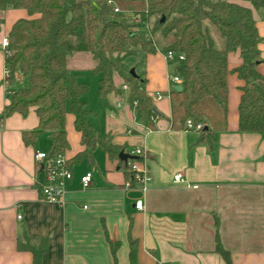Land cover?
<instances>
[{
    "label": "crops",
    "instance_id": "0c3cea01",
    "mask_svg": "<svg viewBox=\"0 0 264 264\" xmlns=\"http://www.w3.org/2000/svg\"><path fill=\"white\" fill-rule=\"evenodd\" d=\"M6 14L0 28V113L8 104L2 41L15 20L28 17L18 9ZM252 16L263 61L256 70L264 74V11L252 9ZM91 61L84 67L92 69ZM240 62L239 50L227 54L226 129L216 132L211 144L199 140V131L171 127L170 65L160 48L142 54L141 70L136 73L141 78L139 89L151 99L145 117L137 116L136 99L123 101L121 91L99 98L92 108L85 101L89 123L100 136L109 137L118 153L143 150V156L129 161L139 163L150 175L145 191L137 185L125 186L128 162L110 159L100 147L90 159L74 160L85 147L74 116L67 112V148L62 155L72 178L65 185L62 205L46 202L40 193L43 174L34 154L48 152L49 132H40L33 144H25L22 133L38 124L33 108L25 116L13 113L4 118L0 123V264H32L31 252L17 248L26 237L45 240L40 264H130V239L136 241L134 264H225L215 251L217 240L228 251L231 264H264V133L238 130L244 83L232 70ZM67 68L83 69L76 64L70 68L68 59ZM23 83L17 75L15 86ZM115 84L119 89L123 85L118 78ZM88 171L91 184L83 188L79 180ZM176 173L182 174L183 182H172ZM137 201L141 209L135 208Z\"/></svg>",
    "mask_w": 264,
    "mask_h": 264
},
{
    "label": "trees",
    "instance_id": "16d2710c",
    "mask_svg": "<svg viewBox=\"0 0 264 264\" xmlns=\"http://www.w3.org/2000/svg\"><path fill=\"white\" fill-rule=\"evenodd\" d=\"M240 1L250 7L231 0H146L115 3L120 12L114 13L107 0H0V28L6 9H23L28 15L15 20L6 36L4 82L8 104L0 113V123L13 113L25 116L33 108L38 124L22 133L23 142L33 144L38 133L49 132L51 144L46 159L52 161L67 148L65 115L70 112L85 147L74 160L90 159L96 147L110 159H117V148L109 137L100 136L89 123L84 100L88 85L79 79V72L67 68V59L73 53L89 54L91 70L99 76L98 96L105 99L110 93H119L115 84L118 78L128 86V99H136L137 116L143 118L151 109V99L139 89L141 78L129 73L125 58L155 51L154 42L146 37L148 27L151 34L160 31L170 36L160 52L176 55L167 61L173 65L182 87L180 91L171 87L169 93L171 127L184 128L187 119L203 123L198 130L199 140L209 144L216 132L226 129L227 54L239 50L241 62L232 70L244 83L238 105V130L264 133V74L256 70L263 61L252 16V9H264V0ZM127 13L141 14V21H130ZM152 17L150 28L147 24ZM215 33L223 41V48L217 47ZM17 75L24 79L22 85L15 86ZM128 161L120 163L127 165ZM127 171L131 180L128 165ZM129 244L130 264H134L136 241L130 239ZM17 248L31 252L32 264H40L46 242L26 237ZM215 251L225 264H231L228 251L218 240Z\"/></svg>",
    "mask_w": 264,
    "mask_h": 264
},
{
    "label": "built area",
    "instance_id": "2783aa9c",
    "mask_svg": "<svg viewBox=\"0 0 264 264\" xmlns=\"http://www.w3.org/2000/svg\"><path fill=\"white\" fill-rule=\"evenodd\" d=\"M146 2V0H141ZM107 5L112 9L114 13H119L120 9L118 6L111 0H107ZM130 21L140 22L141 14H128ZM148 25V24H147ZM151 38V37H150ZM7 45L6 38L2 41L3 48ZM175 54L171 51H168L164 54L166 61H172L175 58ZM179 59H182V55H178ZM7 73V72H6ZM169 83L173 87L174 85H180V78L177 75H172L168 77ZM123 90L127 89V85L123 84ZM162 95L160 93L156 94V99H160ZM133 105H136V101H133ZM203 123H193L190 119L185 121L184 129L185 130H201L203 128ZM131 155L133 156H143V150L139 147L135 148ZM35 164L38 169L43 174V183L40 186V193L42 198L52 204L62 205L65 200V185L72 178V172L69 168L67 160L64 159L62 154H57L52 161L46 159V153L35 152L34 154ZM129 171L131 173V180L125 182V186H132L131 182H134V185H137L142 191L146 190V185L150 181L151 177L143 166H140L139 163L135 161H128ZM91 171H88L80 177V184L83 188H87L91 184ZM173 183L183 182L182 174L176 173L172 177ZM135 208L141 209V201L135 202ZM17 218H20V215H17Z\"/></svg>",
    "mask_w": 264,
    "mask_h": 264
},
{
    "label": "rangeland",
    "instance_id": "374dc122",
    "mask_svg": "<svg viewBox=\"0 0 264 264\" xmlns=\"http://www.w3.org/2000/svg\"><path fill=\"white\" fill-rule=\"evenodd\" d=\"M114 3H130V2H138V3H142L141 0H111ZM16 9H6L3 12V17L6 18V13L7 11H13ZM18 10H22L23 9H18ZM264 9H260L259 12H263ZM127 15V14H125ZM28 16V15H27ZM128 16V15H127ZM154 22V17L149 18L148 20V25L151 28L152 24ZM146 31V37L150 38L151 40L154 42V45L156 46V48H162L165 47L168 44V41L170 40V36H163L161 34L160 31H156L154 33L151 34L150 29L148 27L145 28ZM214 38L216 41V45L219 48H223L224 44L223 41L216 35V33L214 34ZM142 52H137L136 55H130L127 56L125 58V64L129 67V69H134L135 73H139V71L141 70V59H142ZM77 61V62H76ZM90 58L89 55L87 53H73V55L68 58V66L71 68V66H73L74 64H76V66H82V70L79 71L80 75H79V79H81L82 81H84L87 85H88V92L84 97V100L86 102H88V107L92 108L93 106L99 104V96H98V78L99 76L97 74H95L91 69H88L90 67H84V66H88L90 64ZM76 62V63H75ZM92 63V61H91ZM169 76L174 75V67L173 65L169 66ZM120 91L122 93V99L123 101H127L128 98V92L129 91H125L122 89V87H120ZM125 94V95H124Z\"/></svg>",
    "mask_w": 264,
    "mask_h": 264
},
{
    "label": "water",
    "instance_id": "95a60500",
    "mask_svg": "<svg viewBox=\"0 0 264 264\" xmlns=\"http://www.w3.org/2000/svg\"><path fill=\"white\" fill-rule=\"evenodd\" d=\"M163 20V18L160 20V21H162ZM129 73L132 75V76H136V74H135V72H134V69H130L129 70ZM181 85H174L173 86V89L175 90V91H180L181 90ZM135 156H133V155H129L128 153H124L123 151H120L119 153H118V158L121 160V161H127V160H131V159H133Z\"/></svg>",
    "mask_w": 264,
    "mask_h": 264
}]
</instances>
